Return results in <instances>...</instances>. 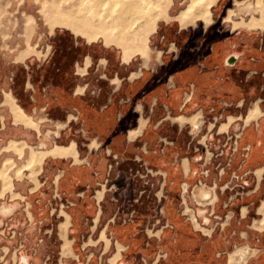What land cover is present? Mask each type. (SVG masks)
<instances>
[{
  "label": "crops",
  "instance_id": "crops-1",
  "mask_svg": "<svg viewBox=\"0 0 264 264\" xmlns=\"http://www.w3.org/2000/svg\"><path fill=\"white\" fill-rule=\"evenodd\" d=\"M233 2L217 0L212 7L221 6L223 14L211 17L209 23L199 18L182 26L174 18L178 13L162 20L156 62L141 55L125 62L118 47L59 30L41 61L17 67L10 86L15 104L29 116L42 111L51 121L62 122L57 146L75 144L76 156L49 155L38 172L49 202L69 203L63 206L68 213L58 216L63 217L58 225L62 244L60 224L69 215L66 234L79 255L93 246L103 254L113 251L108 255L113 258L120 244L115 264H141L145 256L151 260L150 223L167 213L177 226L175 233L182 236L161 264L201 262L199 252L185 247L181 239L186 238L189 223L177 213L181 199L185 209L193 212L185 196L193 172L189 137L192 130L194 134L200 130V118L206 113L231 118L230 130L242 123L231 153L240 158L235 174L243 178L252 174L258 184L264 180V29L243 28L240 34L222 35L215 25L224 22ZM231 55L237 59L227 65ZM5 101L0 104L3 109L8 106ZM255 105L259 114L248 122ZM194 115L198 116L194 123L177 121ZM131 131L137 132L133 138ZM13 141H8L5 151L21 156L10 148ZM115 166L118 174L110 180ZM110 184L117 188L114 211L105 203V186ZM48 187L54 188L52 193ZM118 211L133 219L117 222ZM239 247L251 251L248 258L254 252L247 245Z\"/></svg>",
  "mask_w": 264,
  "mask_h": 264
},
{
  "label": "rangeland",
  "instance_id": "rangeland-1",
  "mask_svg": "<svg viewBox=\"0 0 264 264\" xmlns=\"http://www.w3.org/2000/svg\"><path fill=\"white\" fill-rule=\"evenodd\" d=\"M49 1L0 0V104L5 101V93L10 94L17 67L35 60L41 61L49 52L55 33L59 30L71 31L66 27L54 25L51 12L56 7L61 10L73 8L82 0ZM188 1L173 0L169 14L173 17L186 7ZM262 1L264 4V0ZM250 2L255 0H234L230 5L228 10L233 8L238 12L239 20L237 21L236 17L235 22L247 23L251 20L252 15L249 12L240 10ZM219 13L223 14L221 6L212 7L211 17L216 18ZM162 20L166 19L158 21L155 32L149 37L147 58L150 62H156L155 57L162 39L158 26H163ZM32 22L33 29H30L32 24L25 28V24ZM245 26H235L234 21L224 19V22L216 24L215 28L222 35H233L243 28L248 29ZM99 41L103 42L102 38H99ZM140 57L136 56L137 59ZM71 114L75 116V110ZM31 116L40 121L39 129L15 125L9 107L3 109L0 106V264H94L95 257L99 258L96 264H112V258L108 255L113 251L103 254V250L93 249V246L82 250L81 255L75 250V245L72 247V254H61L62 239L58 225L63 217L58 216L63 211L68 213L67 208L63 206L69 203H63L59 199L57 202H49V197L44 195V188L40 187V172L37 174L38 181L31 178L27 163L28 147L21 156L5 151L10 140H24L34 149H49L57 144L59 128L56 121L48 119L42 111ZM200 119L203 120L200 130L196 134L192 130L189 137L188 152L193 172L185 196L198 222L210 231L195 230L181 199L177 217L191 225L186 227V238L181 239L184 240L185 247L199 252L202 261L198 264H229V253L236 247L245 245L254 249L245 264H264V224L261 223L263 216L258 209L264 199V180L258 184L252 174L244 178L235 174L240 158L231 156L242 123H235L232 130L229 125L226 132H221L222 123L228 122L230 118L206 113ZM228 163L230 164L227 165ZM117 174L118 168L115 166L108 178L112 180ZM36 185L37 188L32 190ZM53 189L47 188L51 193ZM116 189V185L105 186V203L109 211L115 210ZM124 214L117 212L121 217L117 218V222L133 219V215ZM167 216L165 213L159 220L150 223L147 229V252L150 253L151 260L145 256L146 261L141 264H161L163 259L168 258L167 252L179 239L178 235L182 236L179 232L175 233L177 226L173 224V219H168Z\"/></svg>",
  "mask_w": 264,
  "mask_h": 264
},
{
  "label": "bare ground",
  "instance_id": "bare-ground-1",
  "mask_svg": "<svg viewBox=\"0 0 264 264\" xmlns=\"http://www.w3.org/2000/svg\"><path fill=\"white\" fill-rule=\"evenodd\" d=\"M216 1L217 0H190L187 7L179 11L174 18L182 26L195 23L199 18H203L206 23H209L211 21V7ZM49 2L48 4L50 5ZM51 2L53 3V1ZM172 5L173 0H82L78 4H75L73 8L61 10L56 7L57 9L55 8V10L51 12V15L54 19V25L57 27H66L77 36L84 37L89 42L98 41L99 38H102L103 43L106 46L114 45L115 47L122 49L123 60L128 62L135 55L146 57L149 55V37L155 32L160 19L169 20L173 18L169 14ZM240 10L249 12L252 15L249 22H235L238 12L233 8L229 9L226 21H234L235 26L244 24L249 29H264V4L262 0H255L252 5L247 4L243 8H240ZM238 20L239 18L237 21ZM34 22L25 24V28H27V25L32 24L30 29H33ZM26 31L27 30L25 29V33ZM5 105L9 106L15 124H22L27 128L39 129V123L35 121L33 117L25 114L24 111L15 104L10 94H7ZM258 114L259 111L255 105L250 111L246 121L249 122L252 118L257 117ZM196 118L197 115H194L191 118L180 117L177 118V121L180 123H185L186 121L194 123ZM230 121L231 118L228 122L222 123L220 127L221 132L227 131ZM57 125L59 128L64 126L62 122H58ZM196 127L197 125H194V128ZM136 133V131H131L130 138H133ZM28 146L29 145L24 140H15L10 144V148H14L20 155L23 154L24 149ZM30 148L31 152L27 158V163L29 166V175L33 179L36 178L37 173L41 170L43 161L47 156H76L77 154L74 143L70 146H57L55 144V146L50 149H34L32 146H30ZM260 173L261 171H258L259 175ZM202 195L207 196L206 194ZM6 207L7 206L4 207V210L7 209ZM259 211L263 215L261 223L264 224V201L259 208ZM191 219L196 229L210 231L196 220V217L192 212ZM69 224L70 216L66 215V221L60 224L61 235L64 240L61 249V254L63 256L72 254L71 240L68 239L66 234ZM121 247L122 246L119 244L118 251L112 258V264H115L116 260L120 257ZM250 252L251 251L246 247H236L234 251L229 253V264H245Z\"/></svg>",
  "mask_w": 264,
  "mask_h": 264
},
{
  "label": "water",
  "instance_id": "water-1",
  "mask_svg": "<svg viewBox=\"0 0 264 264\" xmlns=\"http://www.w3.org/2000/svg\"><path fill=\"white\" fill-rule=\"evenodd\" d=\"M237 59V55H231L227 60H226V64L227 65H233L235 63ZM82 264V263H80Z\"/></svg>",
  "mask_w": 264,
  "mask_h": 264
},
{
  "label": "flooded vegetation",
  "instance_id": "flooded-vegetation-1",
  "mask_svg": "<svg viewBox=\"0 0 264 264\" xmlns=\"http://www.w3.org/2000/svg\"><path fill=\"white\" fill-rule=\"evenodd\" d=\"M239 34L241 33V31H239L238 32ZM234 46V45H233ZM235 47V46H234ZM186 210V209H185ZM189 213H188V215H189V217L191 218V212L190 211H188ZM193 214H194V216L196 217V215H195V213H194V211L192 212ZM192 220V219H191ZM196 220L198 221V219H197V217H196ZM200 223V222H199ZM201 224V223H200ZM202 225V224H201Z\"/></svg>",
  "mask_w": 264,
  "mask_h": 264
}]
</instances>
